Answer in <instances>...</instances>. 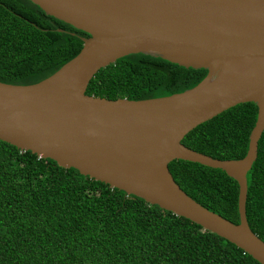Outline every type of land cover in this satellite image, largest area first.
<instances>
[{"label":"water","instance_id":"1","mask_svg":"<svg viewBox=\"0 0 264 264\" xmlns=\"http://www.w3.org/2000/svg\"><path fill=\"white\" fill-rule=\"evenodd\" d=\"M80 30V53L31 85L0 82V141L185 218L259 264L264 242L246 218V175L264 132V0H28ZM206 69L194 88L167 97L86 95L100 69L129 55ZM258 113L240 160L182 144L197 126L239 104ZM174 160L219 169L238 184L239 224L202 207L175 183Z\"/></svg>","mask_w":264,"mask_h":264},{"label":"trees","instance_id":"2","mask_svg":"<svg viewBox=\"0 0 264 264\" xmlns=\"http://www.w3.org/2000/svg\"><path fill=\"white\" fill-rule=\"evenodd\" d=\"M86 33L28 0H0V82L38 83L75 58ZM206 69L135 54L100 69L86 95L146 100L197 86ZM258 109L239 104L197 126L182 144L219 160L245 157ZM180 189L239 224L238 184L219 169L174 160ZM246 218L264 242V132L246 175ZM0 264H259L195 223L0 141Z\"/></svg>","mask_w":264,"mask_h":264}]
</instances>
